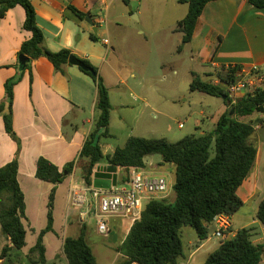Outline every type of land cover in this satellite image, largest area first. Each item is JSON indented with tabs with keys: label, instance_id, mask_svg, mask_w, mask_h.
Listing matches in <instances>:
<instances>
[{
	"label": "crops",
	"instance_id": "1",
	"mask_svg": "<svg viewBox=\"0 0 264 264\" xmlns=\"http://www.w3.org/2000/svg\"><path fill=\"white\" fill-rule=\"evenodd\" d=\"M174 1L179 3V0ZM31 2L36 10L37 24L45 35L47 47L53 52L68 49L79 59L87 60L97 68L109 89L112 106L109 129L112 130L113 120L124 126L126 119L120 113H118V119L113 118V114H117L119 109L124 111L127 107L121 99L123 93H120V97L118 96L120 101L116 98V92H122L121 88L124 84L117 81L119 74L114 68L108 66L104 70V62L106 63L104 58L99 65L100 56L95 53V46L98 43L90 39L94 27L97 28L102 19L101 12L106 10L109 13L115 0H111L110 3H107V0H31ZM70 6L89 16L94 25L91 26L86 20H79ZM25 18V10L17 6L0 20V103L5 100L6 82L21 75V80L14 87L12 109L13 129L21 147L19 150L17 141L6 132L3 117L0 116V168L11 162L20 151L18 182L25 197L26 219L23 220V224L27 232L25 247L20 251L10 250L3 258L1 257L3 248L11 247L12 243L3 235L0 225V264H30L29 251L35 246L39 233L47 226L48 198L54 186L36 177L37 162L42 157L48 159L61 171L67 164L75 163L72 174L57 187L54 232L44 237L46 264L49 259L55 262H62L65 259L68 264L63 253L65 240L70 237L68 236L70 229L68 216L70 213L74 215L77 213L80 225L79 235L84 227L86 239L87 228L90 225L86 220L82 222L80 217L81 212L86 210L87 204L93 201L90 193L92 187H86L82 178V167L87 160L80 159V154L89 136L95 130L99 118V111L96 108L98 89L94 80L78 67L69 64L64 68V73L57 72L53 64L44 57L32 62L31 72L29 70L21 72L20 48L31 37V33L23 28ZM104 34L109 35L107 26L101 34L97 28L96 36L109 48L111 42L106 38L102 39ZM104 40H107L109 45L105 44ZM182 40L183 35L180 41ZM186 48L197 51L200 63L210 68L209 71L204 72L209 78L207 81L215 84L220 82L217 74L227 64L264 70V9L251 6L246 0L212 1L206 5L199 18L192 41L183 45L180 53H183ZM111 49L115 50L113 45ZM195 59L191 56V61ZM113 94H115L114 97ZM227 110L228 107L223 102L218 113L208 117L214 128L219 117ZM262 117L264 113H257L246 121L256 124V120ZM196 128H200L199 124ZM205 133L202 131L201 135ZM255 135L258 149L256 163L239 188L238 195L243 200L241 209L255 201L257 212L264 198V160L262 159L264 128L259 132L256 130ZM100 146L104 155H112L118 148L108 146L109 151H106L101 141ZM150 157L145 159V169L167 179L169 177V186L173 190L176 167L173 164H163V160L154 164L148 161ZM158 164H160L159 167ZM173 166L175 174L172 178L169 170H172ZM98 167L105 168L106 165H97L95 169ZM72 190L77 194L78 204L74 206L71 202ZM79 198L81 200H78ZM241 209L231 218V230L234 235L240 230L235 229V224ZM93 223L97 230L95 220L91 225ZM128 223L131 222L126 219H112L109 224V235L111 232L117 234L118 231L128 227ZM243 228L252 229L253 242L264 244V228L256 219L243 225L241 229ZM209 239L201 241L197 238L194 241L197 249L187 256L183 264H189L194 253L206 248V241ZM119 245L121 244H113L111 250L117 252L115 248Z\"/></svg>",
	"mask_w": 264,
	"mask_h": 264
},
{
	"label": "trees",
	"instance_id": "2",
	"mask_svg": "<svg viewBox=\"0 0 264 264\" xmlns=\"http://www.w3.org/2000/svg\"><path fill=\"white\" fill-rule=\"evenodd\" d=\"M123 1L128 5V0ZM212 1L219 0H179L180 4L188 5L186 16L177 23L175 30L183 35L182 46L192 41L199 18L206 5ZM246 1L257 9H264V0ZM17 6L25 10L23 28L31 33L30 39L20 48L19 58L22 55L28 58L25 64H21V72H31L32 62L44 57L53 64L57 72L64 73V68L69 65V58L73 54L68 49L53 52L47 47L31 0H0V20ZM70 9L79 20L86 19V14L71 6ZM90 39L99 42V38L93 33L90 34ZM182 46L179 47V52ZM83 62L96 73L92 75L79 68L97 84L96 108L99 111L95 130L80 154V159L87 160L82 167L85 186L92 187L94 169L100 164L112 167L117 172L125 171L126 174L119 179V184L130 183L131 170L145 169V159L150 156L160 155L163 164H173L176 167V181L173 186L175 200L171 202L157 199L146 204L141 217L132 224L124 242L115 248L124 256L119 264H181L187 259L181 236L183 227H191L201 241L206 240L217 216L225 214L232 218L243 207L238 190L253 169L258 153L257 145L252 141L256 132L255 124L246 120L257 113H264V89L245 94L233 105L222 84L204 81L193 73L190 83L192 92L222 98L228 107L211 132L200 136H186L175 143L163 138L130 137L112 155H104L100 141L109 133L112 109L109 89L97 68L87 60ZM238 69L240 66L230 73L234 74ZM230 73L222 70L217 77L220 82L229 83L234 81ZM20 80L21 75L6 82L5 100L0 103V116L3 117L5 130L17 141L19 150L21 144L13 129L12 109L14 87ZM19 153L20 151L11 162L0 168V225L3 235L12 243L11 247L3 248V258L10 250L20 251L26 245L27 232L23 224L26 219L25 197L18 182ZM74 166L75 163L71 162L61 171L46 158L42 157L37 162L36 177L53 184L54 187L48 198L47 226L39 233L35 246L29 251L30 264H46L44 237L54 232L57 187L72 174ZM256 220L264 228V198L257 208ZM252 236L250 228L238 230L233 238L220 244L209 255L205 264H261L264 260V244L253 242ZM63 253L68 264H98L86 239L84 227L78 237L66 238Z\"/></svg>",
	"mask_w": 264,
	"mask_h": 264
},
{
	"label": "rangeland",
	"instance_id": "3",
	"mask_svg": "<svg viewBox=\"0 0 264 264\" xmlns=\"http://www.w3.org/2000/svg\"><path fill=\"white\" fill-rule=\"evenodd\" d=\"M110 1L107 0V3ZM128 1L126 5L123 0H115L109 13L106 10L101 12L104 24L97 23L96 26L100 34L107 26L109 35H102V39H108L115 48L112 50L111 45L107 48L99 39L95 46V53L100 56L98 63L100 65L104 58L106 60L104 70L111 66L118 72L117 81L122 82L124 87L121 88L122 92H116V98L123 93L121 99L127 105L124 111L119 109L117 114H113V118L118 119L120 113L126 122L121 126L119 122L113 120L112 130L109 129L108 135L101 139L104 149L109 151L108 146L123 147L130 137L163 138L175 143L186 136H200L202 131L211 132L214 125L208 117L218 113L223 99L192 92L190 89L192 73L207 81L209 78L204 72L209 71L210 68L200 63L196 50L194 52L193 49L186 48L183 53L179 52V47L182 46L180 41L182 34L175 30L177 23L186 16L188 5L176 3L174 0ZM135 15L137 17H134ZM191 56L196 58L195 61H191ZM112 77L115 79L113 75ZM260 120H256L257 123ZM179 122L183 123V129L179 128ZM198 124L200 128H196ZM252 141L257 143L256 135L253 136ZM212 154L214 155V148ZM262 159L264 160V154ZM148 161L157 164L158 161H162V157L154 155ZM169 171L172 173L170 177L173 178L175 167L173 166ZM125 174L124 170L118 171L119 178ZM166 180L169 183L170 178ZM174 198L175 193L171 189L167 200L172 201ZM76 215L70 213L68 216L70 237H76L80 232ZM92 218H86L90 224L87 228V241L98 263H121L124 256L111 250V247L113 244L124 242L131 223L117 234L111 232L110 235L103 236L97 232L95 223L91 225L94 221ZM254 219H256V209L255 201H252L237 214L235 229H241L243 225L251 223ZM181 236L185 254L189 256L197 249L194 241L198 236L191 227H183ZM219 245L220 241L210 235V239L206 241V248L194 253L189 264H205L209 255ZM47 264L67 263L65 259L62 262L49 259ZM261 264H264V260Z\"/></svg>",
	"mask_w": 264,
	"mask_h": 264
},
{
	"label": "built area",
	"instance_id": "4",
	"mask_svg": "<svg viewBox=\"0 0 264 264\" xmlns=\"http://www.w3.org/2000/svg\"><path fill=\"white\" fill-rule=\"evenodd\" d=\"M99 24H104V20L101 19ZM104 43L109 45L107 40H104ZM235 69H237V66L230 64L222 67V70L227 74ZM230 75L234 77V81L229 83L218 82L217 84L224 86L232 99L231 103L233 105L245 94L264 89V70L257 67H240L234 74L231 72ZM262 118L254 125L255 130L264 127V117ZM183 127V123L179 122V128ZM130 178V183L119 184L118 180L117 185L112 186L110 189H96L92 186L90 193L93 201L87 204L84 212H81V221L84 222L86 218L92 215L98 233L106 236L110 233L109 224L112 219H126L134 223L141 217L148 202L170 197L171 187L164 176L146 169H132ZM76 196V192L72 190L71 202L73 206L78 204ZM212 225L214 229L210 235L212 238L219 240L220 244L234 237L231 231L232 220L230 216L221 214L215 218Z\"/></svg>",
	"mask_w": 264,
	"mask_h": 264
},
{
	"label": "water",
	"instance_id": "5",
	"mask_svg": "<svg viewBox=\"0 0 264 264\" xmlns=\"http://www.w3.org/2000/svg\"><path fill=\"white\" fill-rule=\"evenodd\" d=\"M86 22H88L91 26H93V21L91 18L88 16L86 17ZM95 34L97 33V28L94 27ZM20 63L25 64L28 61V58L25 56H20ZM70 65L78 67L83 69L86 72H90L92 75H95V71L85 65L83 60L79 59L77 56L72 55L69 58ZM225 98V97H224ZM234 113V110H232L231 114ZM118 183V172L114 170L112 167H106V168H96L94 174H93V182L92 186L96 189H110L112 186H116Z\"/></svg>",
	"mask_w": 264,
	"mask_h": 264
}]
</instances>
